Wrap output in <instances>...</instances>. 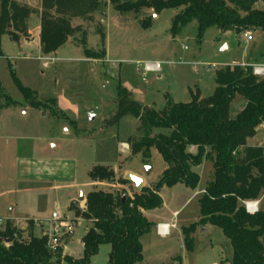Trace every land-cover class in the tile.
<instances>
[{
  "label": "rangeland",
  "instance_id": "rangeland-1",
  "mask_svg": "<svg viewBox=\"0 0 264 264\" xmlns=\"http://www.w3.org/2000/svg\"><path fill=\"white\" fill-rule=\"evenodd\" d=\"M17 1L32 10L21 42L33 44L14 43L7 35L0 38V220L17 228L31 220L38 237L60 228L58 246L64 256L77 260L83 257L81 241L90 224L77 220L70 206L83 209L94 191L133 197L139 193L135 186L120 181L133 175L143 181V188H153L167 167L155 148L148 161L132 154L129 141L140 140L142 124L130 114L114 122L118 87L134 103L158 112L169 101L191 102V92L207 99L214 94L218 71L235 61L264 65V33H250L254 41L248 43L243 34L211 28L199 41L198 23L193 21L173 37L172 22L180 10L159 15L152 9L125 12V4L140 0H81L78 8L66 9L74 36L57 55L45 56L39 41L34 43L42 0ZM143 23L150 26L144 28ZM156 62L162 65L160 73L144 71L145 64ZM12 73L36 92L33 104L38 109L23 99ZM243 102L237 97L231 104V118ZM90 114L95 115L93 121ZM250 143L264 148V130ZM97 166L112 170L115 182L92 183L89 174ZM194 171L200 176L196 190L180 184L165 188L160 192L163 206L142 212L153 228L142 237L140 264H174L177 257L181 264H231L230 243L213 226L196 230L192 251L184 246L183 229L199 221V199L213 178L210 161ZM170 223L176 228L169 236L157 235L158 225ZM110 252V245H102L90 264H109Z\"/></svg>",
  "mask_w": 264,
  "mask_h": 264
},
{
  "label": "trees",
  "instance_id": "trees-1",
  "mask_svg": "<svg viewBox=\"0 0 264 264\" xmlns=\"http://www.w3.org/2000/svg\"><path fill=\"white\" fill-rule=\"evenodd\" d=\"M79 1L42 0L40 42L45 56L57 53L74 36L66 9L78 8ZM261 5L264 0H140L125 4L122 10L139 13L152 9L155 15L180 10L172 22L173 37L196 21L201 41L211 28L235 32L237 36L264 33ZM31 14L32 10L17 0H1L0 38L7 35L19 43L28 32ZM149 26L143 23L144 28ZM12 77L23 99L38 109L33 104L38 98L36 92L24 87L14 73ZM215 82L211 97L202 99L198 91L191 92V102L169 101L162 112L134 103L128 92L118 87L114 122L128 114L141 121L143 136L129 141L131 152L142 154L148 161L155 148L167 166L162 177L153 188H143L127 197L125 204L121 195L94 191L87 195L83 209L70 206L77 220L90 224L81 241V259L63 256L59 246L53 251L47 236H35L33 221L27 220L25 230L8 221L0 229V264H90L102 245L111 246L109 264H140L142 237L153 228L142 212L163 206L160 192L165 188L180 184L196 190L200 176L194 168L204 161L212 163L213 178L199 199V221L183 229L186 250H193L196 230L209 225L220 229L229 241L231 264H264V209L248 214L243 205L244 201L260 199L264 193V148L250 143L264 130V78L256 76L252 66L234 64L218 71ZM237 97L244 105L231 118L230 106ZM158 130L162 133L155 134ZM89 178L95 184L115 182L114 172L102 166L93 168ZM173 261L181 264L179 257Z\"/></svg>",
  "mask_w": 264,
  "mask_h": 264
},
{
  "label": "built area",
  "instance_id": "built-area-1",
  "mask_svg": "<svg viewBox=\"0 0 264 264\" xmlns=\"http://www.w3.org/2000/svg\"><path fill=\"white\" fill-rule=\"evenodd\" d=\"M243 37L247 42H250L253 40V36L250 34H245ZM242 66H244V65H242ZM215 67L216 66H214V65L212 66V68H215ZM143 69L146 73H150V72L151 73H160L162 71V65L159 62L147 63L144 65ZM253 71H254V74L256 76L264 78V65L253 67ZM263 198H264V193L261 196V198L258 200L244 201L243 205H244L246 212L248 214H257L261 210V202H262ZM53 219L58 220L59 217L56 214H53ZM5 224H6V222L0 220V227L4 226ZM173 228H175V225L172 223L160 224L156 227V232H157V235H159L161 237H166V236L170 235L171 230ZM59 231H60V228H57V229L54 228L52 230L51 234H49V235L46 233L42 234V235L47 236L49 238V245L53 251H55L58 247L59 237H58L57 233Z\"/></svg>",
  "mask_w": 264,
  "mask_h": 264
},
{
  "label": "water",
  "instance_id": "water-1",
  "mask_svg": "<svg viewBox=\"0 0 264 264\" xmlns=\"http://www.w3.org/2000/svg\"><path fill=\"white\" fill-rule=\"evenodd\" d=\"M235 64H237V63H235ZM94 119H95V115L94 114H90L89 120L93 121ZM126 180L131 182L135 186V189H136L137 192H140L142 190L143 186H144L143 181L140 178H137V177H135L133 175H127L126 176ZM126 198H127L126 195L122 196L121 199H122V203L123 204H125ZM80 200L81 201L84 200V195H81ZM7 243H9V241H7Z\"/></svg>",
  "mask_w": 264,
  "mask_h": 264
},
{
  "label": "crops",
  "instance_id": "crops-1",
  "mask_svg": "<svg viewBox=\"0 0 264 264\" xmlns=\"http://www.w3.org/2000/svg\"><path fill=\"white\" fill-rule=\"evenodd\" d=\"M0 12H1V0H0ZM39 31H38V34H37V36H36V38H35V40H34V43L35 42H37V41H39V43H40V45H41V42H40V32H41V27H39V29H38ZM223 33V32H222ZM261 33H263V32H261ZM71 40V39H70ZM254 41V37H253V40L252 41H250V43L251 42H253ZM20 42H21V40H20ZM19 42V43H20ZM238 42V41H237ZM247 42V41H246ZM19 43H17V44H19ZM249 43V42H248ZM33 43H30V42H27V41H24L23 43L21 42V44L20 45H23V46H31ZM226 48H228V47H226ZM58 53V52H57ZM57 53H55L54 55H50V56H55V55H57ZM235 63H237L238 64V62L237 61H235ZM243 65L244 66H249V65H247L246 63H243ZM256 145H258V146H260L258 143H256ZM262 203V202H261ZM176 215V214H175ZM173 224V223H172ZM175 225V224H174ZM175 228H176V226H175ZM21 229L22 230H25L26 229V227H21ZM63 256H64V254H63Z\"/></svg>",
  "mask_w": 264,
  "mask_h": 264
}]
</instances>
